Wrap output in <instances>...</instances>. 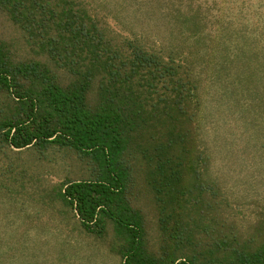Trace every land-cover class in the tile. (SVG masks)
Masks as SVG:
<instances>
[{
    "label": "trees",
    "instance_id": "1",
    "mask_svg": "<svg viewBox=\"0 0 264 264\" xmlns=\"http://www.w3.org/2000/svg\"><path fill=\"white\" fill-rule=\"evenodd\" d=\"M134 2L138 12L163 7L185 40H206L204 2ZM106 11L97 0H0L35 56L20 59L0 40V150H66L84 162L88 177L49 198L84 233L103 239L111 228L122 264H264V214L243 232L210 173L198 116L199 67L211 53L183 39L158 44L120 16L110 26ZM238 55L222 56L215 75L245 89ZM140 194L155 213L157 250Z\"/></svg>",
    "mask_w": 264,
    "mask_h": 264
},
{
    "label": "rangeland",
    "instance_id": "2",
    "mask_svg": "<svg viewBox=\"0 0 264 264\" xmlns=\"http://www.w3.org/2000/svg\"><path fill=\"white\" fill-rule=\"evenodd\" d=\"M206 40L194 42L173 27L157 4L138 12L134 0H97L112 17L136 31L147 28L151 41L195 44L210 59L200 64V132L211 157L210 173L230 197L233 214L248 232L264 214V0H200ZM196 10V7H195ZM173 27V28H172ZM116 30V28L114 29ZM0 40L9 42L20 59L32 58L23 32L0 12ZM245 55L243 56V54ZM244 65L245 89L215 75L222 56ZM241 54V55H240ZM204 64V65H203ZM240 67V66H239ZM88 167L73 152L0 150V264H122L110 250L112 229L103 239L84 233L75 212L49 198L67 180L88 177ZM137 206L146 217L150 247L158 249L153 207L140 194Z\"/></svg>",
    "mask_w": 264,
    "mask_h": 264
}]
</instances>
